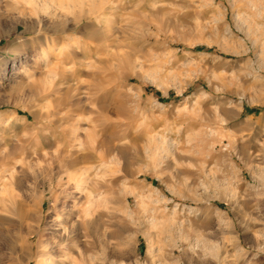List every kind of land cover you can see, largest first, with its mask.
<instances>
[{
    "label": "clouds",
    "instance_id": "clouds-1",
    "mask_svg": "<svg viewBox=\"0 0 264 264\" xmlns=\"http://www.w3.org/2000/svg\"><path fill=\"white\" fill-rule=\"evenodd\" d=\"M0 19V264H264V0Z\"/></svg>",
    "mask_w": 264,
    "mask_h": 264
},
{
    "label": "rangeland",
    "instance_id": "rangeland-1",
    "mask_svg": "<svg viewBox=\"0 0 264 264\" xmlns=\"http://www.w3.org/2000/svg\"><path fill=\"white\" fill-rule=\"evenodd\" d=\"M16 25H18L17 28ZM29 31L26 24L17 23L15 19H0V59H8L5 54H11L12 46L16 45L18 40L26 38ZM12 71H14V65L0 63V78H10Z\"/></svg>",
    "mask_w": 264,
    "mask_h": 264
},
{
    "label": "bare ground",
    "instance_id": "bare-ground-1",
    "mask_svg": "<svg viewBox=\"0 0 264 264\" xmlns=\"http://www.w3.org/2000/svg\"><path fill=\"white\" fill-rule=\"evenodd\" d=\"M18 27V25H16V28ZM26 27L28 28V26L26 25ZM1 33V32H0ZM5 34V33H4ZM4 34H2V36L4 35ZM1 36V35H0ZM5 36V35H4Z\"/></svg>",
    "mask_w": 264,
    "mask_h": 264
}]
</instances>
